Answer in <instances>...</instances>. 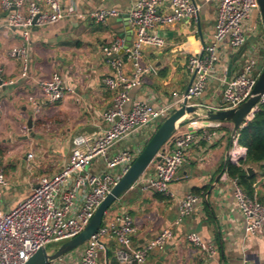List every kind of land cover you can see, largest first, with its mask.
<instances>
[{
    "label": "crops",
    "instance_id": "crops-1",
    "mask_svg": "<svg viewBox=\"0 0 264 264\" xmlns=\"http://www.w3.org/2000/svg\"><path fill=\"white\" fill-rule=\"evenodd\" d=\"M59 1L65 8L74 6L80 16L32 30L30 76L24 78L20 61L10 55L23 40L19 31L2 27L6 13L0 0V67L4 78L14 81L0 90V156L7 162L4 166L7 185L0 201V209L4 211L28 197L42 177H52L65 166L75 135L92 134L99 127H106L103 113L111 106L113 94L103 83L111 70L104 61L102 49L114 36L128 43L134 39L127 12L136 0ZM192 1L199 6L196 21L162 27L160 32L165 38V47L160 50L144 48V62L153 65L156 73L146 76L142 85L131 91L132 103L143 101L159 108L187 90L193 76L187 70L188 59L193 54L203 53L204 47L212 43L217 20L215 4L206 0ZM104 9H115L119 15L104 22L86 16ZM244 33L246 51L231 76L242 71L247 52L254 51L259 67L263 65L264 29L259 10H254L244 23ZM239 49H232L227 41L221 45L213 77L197 100L198 115L220 103L229 63ZM55 72L61 74L64 84L73 92L50 103L38 82L49 79ZM35 107H39V113L35 112ZM30 118L31 129L28 128ZM196 118V114L186 116L179 130H188ZM200 123L206 128L198 129V134L205 130L216 135L210 140L199 139L187 149V162L169 184L173 198L143 190L142 182H138L107 211L105 219L129 214L137 233L129 246L105 239L107 250L100 255L99 264H120L118 252L132 253L168 228L172 236L162 248L154 249L144 264H264V235L246 234L232 183L224 179L233 125L208 119ZM151 134L152 131H147L120 142L110 156L123 149H142ZM18 152L26 154L24 158L29 165L26 172L20 169L22 160L17 157ZM28 153H33L34 157L28 159ZM251 167L257 181L264 178L258 166ZM90 168L102 172L104 160H95ZM256 190L257 196L264 198V183ZM190 193H195L200 200L191 216L179 221V200ZM190 233L198 234L211 244L215 253L200 251L190 244L187 240ZM83 248L84 245L63 256L61 263L77 264Z\"/></svg>",
    "mask_w": 264,
    "mask_h": 264
},
{
    "label": "built area",
    "instance_id": "built-area-1",
    "mask_svg": "<svg viewBox=\"0 0 264 264\" xmlns=\"http://www.w3.org/2000/svg\"><path fill=\"white\" fill-rule=\"evenodd\" d=\"M206 1L217 7L212 43L204 47L203 53L193 54L188 59L187 70L195 76L189 89L176 94L173 101L159 108L147 102L131 101V91L141 86L146 76L156 73L153 65L144 62V48L163 49L166 41L160 29L182 21H196L199 6L192 0L133 2L127 12V21L134 39L128 43L124 38L114 36L102 49L104 61L111 70L105 75L103 83L113 94L111 106L103 113L106 127H99V130L92 134L75 135L71 141L67 163L59 172L52 177H42L32 193L11 209H0V264H25L39 249H47L51 244L63 243L78 236L145 145L142 149H123L110 156L111 150L120 142L137 134L147 131H152L153 134L184 101H187L188 105L200 107L197 100L203 95L213 77L219 62L221 45L227 41L232 49L245 46L244 23L251 18L254 10H258L257 0ZM1 8L6 13L2 19V27L19 31L23 40L22 45L12 50L10 55L20 61L21 76L24 78L30 76L32 30L80 16L74 6L65 8L59 0H1ZM118 15L119 12L115 9H104L86 16L96 22H104ZM263 66L264 61L259 67V60L254 51L247 52L242 71L224 81L220 103L207 110L234 109L245 102L251 97ZM13 83V80L4 78L3 69L0 67V90ZM38 86L50 103H56L68 92H73L72 88L64 84L58 72L53 73L47 80L39 81ZM263 104L264 93L257 110ZM35 108V112L39 113V107ZM253 116L249 115L244 124L246 125ZM204 120L206 118L194 119L186 131L179 130V125L177 126L172 138L163 151L159 152L160 159L155 160L136 182H142L143 190L174 197L169 184L175 180L178 171L187 162V149L199 139L210 140L216 135L205 130L201 135L198 134V129L206 128L200 123ZM245 154L246 148L239 145L237 136L232 142L227 160L239 163ZM33 157V153H28V159ZM97 159L104 160L102 172H94L90 168ZM224 179L232 183L246 234L264 235V202L247 195L237 180L229 178L226 174ZM6 185V175L0 159V201ZM199 198L190 193L179 200V221L191 216ZM136 233L134 220L127 213L117 214L111 219L104 218L98 232L84 244L77 264H99L100 255L107 250L105 239H114L121 246H129ZM171 236L172 230L165 229L132 253L118 252V261L120 264H144L148 255L154 249L162 248ZM187 240L200 251L215 253L213 246L204 242L196 233H190ZM61 260L62 257L48 264H62Z\"/></svg>",
    "mask_w": 264,
    "mask_h": 264
},
{
    "label": "water",
    "instance_id": "water-1",
    "mask_svg": "<svg viewBox=\"0 0 264 264\" xmlns=\"http://www.w3.org/2000/svg\"><path fill=\"white\" fill-rule=\"evenodd\" d=\"M257 4L264 29V0H257ZM245 51L246 46H243L230 61L227 69V80L231 77L234 66L243 57ZM194 77L195 76L193 75L187 90L192 85ZM263 93L264 66L252 91L251 97L234 109L207 110L205 113L198 115L199 107L188 105L187 101H184L183 105L169 115L151 135L133 164L122 175L118 183L102 201L86 228L78 236L63 242L52 252L48 251L46 248L39 249L28 259V261H26L25 264H48L50 261L57 260L87 243L98 232L103 224L105 214L113 204L132 188L155 160L160 159L158 155L159 152L163 151L164 146L175 133L177 126L186 116L196 114L197 118L201 117L210 121L231 123L233 125L231 136L232 146L234 138L238 136V132L245 126L244 123L247 121V117L251 114L254 115L257 111V105L259 104ZM28 128H32V118H30L28 122ZM246 171L249 176L255 175V171L251 166L246 167ZM261 183H264V178L257 181L255 187H258Z\"/></svg>",
    "mask_w": 264,
    "mask_h": 264
},
{
    "label": "trees",
    "instance_id": "trees-1",
    "mask_svg": "<svg viewBox=\"0 0 264 264\" xmlns=\"http://www.w3.org/2000/svg\"><path fill=\"white\" fill-rule=\"evenodd\" d=\"M238 143L246 148L245 157L239 163L227 160L224 172L229 178L237 180L247 195L264 202L263 197L257 196L256 174L249 176L246 171L248 166H258L261 175L264 177V104L259 107L253 118L238 132ZM156 196L159 197V195Z\"/></svg>",
    "mask_w": 264,
    "mask_h": 264
},
{
    "label": "rangeland",
    "instance_id": "rangeland-1",
    "mask_svg": "<svg viewBox=\"0 0 264 264\" xmlns=\"http://www.w3.org/2000/svg\"><path fill=\"white\" fill-rule=\"evenodd\" d=\"M26 156L25 153L23 152H18V155L17 157L20 158V160H22V163H21V168L20 169H23L24 172L27 171L26 167L29 168V165L27 166V162H26V159L24 158ZM0 159L2 161V164H3V167L7 164V162H4V157L0 156ZM7 166V165H6ZM7 178V176H6ZM62 243H54V244H51L47 247L48 251L52 252L55 250V248H57L59 245H61Z\"/></svg>",
    "mask_w": 264,
    "mask_h": 264
}]
</instances>
